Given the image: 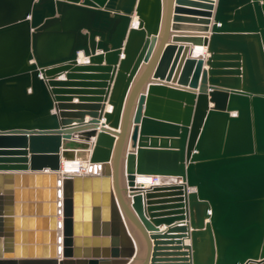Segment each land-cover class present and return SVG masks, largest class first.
I'll return each instance as SVG.
<instances>
[{"label":"water","instance_id":"obj_1","mask_svg":"<svg viewBox=\"0 0 264 264\" xmlns=\"http://www.w3.org/2000/svg\"><path fill=\"white\" fill-rule=\"evenodd\" d=\"M193 1L0 0V264H264V0Z\"/></svg>","mask_w":264,"mask_h":264},{"label":"crops","instance_id":"obj_2","mask_svg":"<svg viewBox=\"0 0 264 264\" xmlns=\"http://www.w3.org/2000/svg\"><path fill=\"white\" fill-rule=\"evenodd\" d=\"M173 10L175 11L176 9H179V10H196L198 12H206L204 11L202 8H200L202 5L201 3H197L193 0H186L187 4L186 5H177L176 4V0H173ZM196 4V6L193 7H189V5H194ZM161 7H162V13H163V8H164V0H161ZM211 12V15L213 14V11H209ZM162 18V17H161ZM211 19V23L209 25V27L212 25V17H210ZM131 23L130 25H134L135 22H136V18L135 16L133 15L131 17ZM162 26H163V21L161 20V23H160V27H159V32L157 34V41L155 43V46L153 48V51H152V54L155 52L157 46H158V42H159V39H160V36H161V30H162ZM176 33H180V32H170V34H176ZM171 36V35H170ZM170 36L168 37V42L170 41ZM190 47V45H188ZM192 48V47H190ZM201 55H197V56H202V58L205 60L207 57H208V53L206 54V51H205V48L201 47ZM195 49H199V48H195ZM99 54H103L99 51H95V55H99ZM194 56V55H193ZM119 58H122V54H120V57ZM77 66H89V62H88V57H85L83 55H81V57L77 58ZM102 65H104V63H102ZM145 66L144 63H142L138 69V72L137 74L135 75L134 79L137 78V76L139 75V73L141 72L142 68ZM203 70H208V67L206 65H203L202 67ZM69 73V72H68ZM68 73H62L60 74L59 76H56L53 81L55 82H58V83H62L61 85L63 86H56L57 88H63V89H68V90H73L71 91L72 93L71 94H68L69 97H71V100H70V103L72 104H79V103H87V102H83L81 101L82 99H90V98H94L95 96H99L98 98H100V100H102V97L103 95H95L94 93L95 92H98L97 88H95L93 86V83L92 82H98V81H93V80H83V79H80V78H72V79H69L67 77V74ZM72 74H75V76L77 75H85L87 74L86 72L82 71V70H78V71H75V72H72ZM133 79V80H134ZM153 82L152 81V78L149 77L148 79V82ZM133 84V82H132ZM53 88V87H52ZM145 91V88L142 89L141 92H144ZM104 92V88H103V91ZM208 107L211 108L212 107V103H209L208 104ZM105 110H109V106L106 104L105 105ZM68 112H77L76 110H69ZM84 122H87L89 119L88 116H85L84 117ZM73 125V124H72ZM171 181L170 182H173L174 181V178H170ZM122 182H123V179H122ZM58 220H60V216H58ZM176 225H173V226H180L179 224L180 223H175ZM185 225V228H187V236L181 238L180 242H181V247H185V246H188L190 244V239L188 237V233L189 231L191 230L188 226V222H185L184 223ZM126 225V224H125ZM127 227V231H128V234L130 235L132 241H133V246H134V255L133 257L129 260L128 264H141L144 256H145V243L143 241V239L141 238V236L139 235V233H137L132 227L130 226H126ZM172 227V226H171ZM169 227L165 226V225H160L158 227V233H163L164 231H166ZM183 250V249H182ZM168 252V251H167ZM161 254H172V253H161ZM60 258V257H58Z\"/></svg>","mask_w":264,"mask_h":264},{"label":"bare ground","instance_id":"obj_3","mask_svg":"<svg viewBox=\"0 0 264 264\" xmlns=\"http://www.w3.org/2000/svg\"><path fill=\"white\" fill-rule=\"evenodd\" d=\"M199 48V49H195ZM205 48V47H203ZM201 47H192L191 56L195 58H202L201 55ZM206 54L207 49L205 48ZM194 55V56H193ZM81 57L79 54L78 58ZM95 169V168H94ZM97 170V169H96ZM89 171H93V166H91L87 162H80V161H61L60 170L57 172L59 179H61L65 175H77V174H85ZM150 177L147 175L136 176V184L142 185L143 187L147 188L150 187ZM170 177H161V184L170 183Z\"/></svg>","mask_w":264,"mask_h":264},{"label":"built area","instance_id":"obj_4","mask_svg":"<svg viewBox=\"0 0 264 264\" xmlns=\"http://www.w3.org/2000/svg\"><path fill=\"white\" fill-rule=\"evenodd\" d=\"M149 181L151 186L159 185L161 184V176L152 175Z\"/></svg>","mask_w":264,"mask_h":264}]
</instances>
